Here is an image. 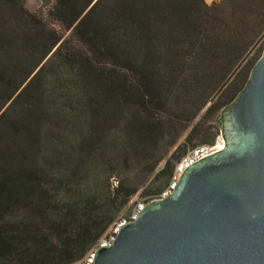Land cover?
<instances>
[{
	"label": "trees",
	"instance_id": "1",
	"mask_svg": "<svg viewBox=\"0 0 264 264\" xmlns=\"http://www.w3.org/2000/svg\"><path fill=\"white\" fill-rule=\"evenodd\" d=\"M263 34L264 0H0V264H72L159 192Z\"/></svg>",
	"mask_w": 264,
	"mask_h": 264
},
{
	"label": "water",
	"instance_id": "2",
	"mask_svg": "<svg viewBox=\"0 0 264 264\" xmlns=\"http://www.w3.org/2000/svg\"><path fill=\"white\" fill-rule=\"evenodd\" d=\"M219 119L224 145L147 202L92 264H264V48Z\"/></svg>",
	"mask_w": 264,
	"mask_h": 264
},
{
	"label": "built area",
	"instance_id": "3",
	"mask_svg": "<svg viewBox=\"0 0 264 264\" xmlns=\"http://www.w3.org/2000/svg\"><path fill=\"white\" fill-rule=\"evenodd\" d=\"M222 145L218 142L213 143H202L190 147L185 153H183L175 163L174 170L168 181V183L156 194L147 197H141L138 199L135 195L132 196L129 203L124 207L125 212H121L118 216L110 223L105 231L98 237L94 245L86 252V254L79 260L72 264H92L93 255L100 245L112 244L117 231L120 227L137 217L138 211L149 201L154 199H161L167 197L173 192L180 174L183 170L197 159L212 153L220 149Z\"/></svg>",
	"mask_w": 264,
	"mask_h": 264
},
{
	"label": "rangeland",
	"instance_id": "4",
	"mask_svg": "<svg viewBox=\"0 0 264 264\" xmlns=\"http://www.w3.org/2000/svg\"><path fill=\"white\" fill-rule=\"evenodd\" d=\"M213 1H218V0H206V2L209 3V4H211ZM26 6L29 9H31L32 11H36V10L40 9V7H42V0H26ZM43 9H45V8H43ZM263 48H264V34L262 35V37L260 38V40L258 41L257 45L254 47L253 51L250 53L249 56L253 55V57H254L255 55H257V53L259 51H263ZM233 76L229 79V81L233 78ZM229 81H227V83ZM227 83L225 85H223V87L215 95L213 100H215L220 95V93H222V91L226 88ZM211 102H209L199 112V114L194 118V120L191 122V124L188 127V129L183 133V135L178 140L177 144H179V143L184 141V138L187 135V133L189 132V130L192 128L193 125H195L198 122L201 123V124L203 123L202 127L210 126V128L207 129V130H203L202 135L198 139H194L191 142L186 143V145L182 148L180 153L185 151V150H187L189 147H191V146H193L195 144H200V143L202 144V143L218 142L220 145H222V146L224 145V141H223V138H222L221 131L218 129L219 123L216 120L217 119V113L216 114H214V113H207L206 114L207 107H208V105ZM204 139L207 142H203ZM173 150H174V147L170 149L169 154ZM116 181H117L116 179H112L113 184H115ZM164 182H165L164 178L158 179V178L155 177V172L147 174L146 176H141V177H139V180H138V184H139L140 188L136 192V194H134V195L136 197H138V199H140L141 197H147V196H151L153 194H156L158 191L155 190V187L159 186V185H164L165 184ZM144 190H146L147 192L144 193L143 192ZM121 212H125V209L123 208L120 211V213Z\"/></svg>",
	"mask_w": 264,
	"mask_h": 264
}]
</instances>
